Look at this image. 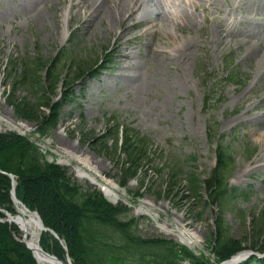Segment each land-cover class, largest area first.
<instances>
[{"label": "rangeland", "instance_id": "obj_1", "mask_svg": "<svg viewBox=\"0 0 264 264\" xmlns=\"http://www.w3.org/2000/svg\"><path fill=\"white\" fill-rule=\"evenodd\" d=\"M178 1L180 18L171 21L140 14L137 0H0V132L29 129L24 135L48 163H60L68 155L84 159L93 174L116 184L119 201L112 202L97 185L79 178L76 162L60 165L81 191L100 192L114 206L130 208L129 217L138 220L143 238L179 242L168 233L178 221L199 236V245L189 249L208 256L217 210L205 204V189L196 199L189 194L185 177L194 171L203 180L214 168L216 145L207 139L211 125L227 141L255 148L251 158L236 155L228 179L230 186L247 192L246 198L230 202L222 215L239 247L257 250L264 246V0ZM61 51L56 68L65 69L59 76L63 81L46 96L51 106L74 85L73 96L58 111L57 126L42 138L37 129L49 107L36 105L43 96L46 69ZM106 52L111 63L96 77L65 78L73 63L93 66ZM236 73L240 82L226 80ZM208 84L213 91L208 92ZM21 101L33 106L27 116L31 119L15 115L13 105ZM110 115L149 140L145 153L137 155L136 176L132 169L123 173L132 164L120 131L116 146L96 140L107 130ZM7 121L24 128H11ZM173 170L179 171L177 177ZM148 201L156 218L137 213ZM15 208L17 215L21 206ZM0 212L6 221V211ZM19 231L14 237L26 247ZM42 232L59 239L52 230ZM41 233L40 249L65 261L67 256L62 260L43 249ZM59 245L66 249L63 241Z\"/></svg>", "mask_w": 264, "mask_h": 264}, {"label": "trees", "instance_id": "obj_2", "mask_svg": "<svg viewBox=\"0 0 264 264\" xmlns=\"http://www.w3.org/2000/svg\"><path fill=\"white\" fill-rule=\"evenodd\" d=\"M87 69L89 67L78 63L67 72L65 78L71 75V81L80 79ZM61 72L62 69L56 68V60L46 69L43 96L35 107L47 106L50 113L41 121L38 128L40 136H46L57 123L60 103L50 106V98L46 95L54 93L63 80L59 77ZM66 98L64 96L63 100ZM32 107L25 101L13 105L18 118L31 119L27 116L32 113ZM123 136L124 151L132 164L123 169V173L127 174L132 169L136 176L139 168L137 155L145 153L146 142L128 129L124 130ZM105 139L101 138L103 142ZM133 140L136 145H133ZM43 158L39 149L26 137L9 131L0 133V209L11 215L16 214L11 197L12 175L16 182L15 198L29 210L36 211L43 225L59 238L55 239L49 232H42L40 244L45 251L62 260L68 256L72 264H180L184 259H188L191 264H212L203 255L196 256L173 240L164 237L143 238L137 232L138 220L129 217V208L112 205L100 192L81 191L79 185L67 175L65 168L48 163ZM228 160L227 152L219 150L218 165L204 181L210 202L216 203L221 209L236 193L234 189L228 190L226 185L231 164ZM127 178L128 175L123 178L122 184ZM187 184L192 193L197 195L199 180L194 172L188 175ZM4 218L5 214L0 212V219ZM215 227L213 252L218 261L238 251L240 242L228 236V228L220 215L216 217ZM253 229L257 232L260 227ZM14 235H20L17 226L0 221V264H37L31 251ZM60 240L66 249L59 245Z\"/></svg>", "mask_w": 264, "mask_h": 264}, {"label": "bare ground", "instance_id": "obj_3", "mask_svg": "<svg viewBox=\"0 0 264 264\" xmlns=\"http://www.w3.org/2000/svg\"><path fill=\"white\" fill-rule=\"evenodd\" d=\"M137 2H139L140 4V14L150 13L151 6H154L158 7L157 10H162L163 12L167 13L170 17L174 16L173 12L170 11V9L168 8L167 3H165V0H137ZM6 123L14 129L16 128L20 130L24 128V125H22L21 123L17 125L13 124L11 121H7ZM13 132H15V130H13ZM73 161L80 165L79 167L75 168V172L77 173L79 178L87 179L92 184L99 186V188L103 191L104 195L112 202L116 203L119 201V196L117 192L118 188L116 184L108 179L96 176L97 174H93L84 159H81L78 156L68 155L64 160H61L60 162L64 165L70 166L71 162ZM137 213L152 218H156L157 216L152 201L143 202L142 206L138 209ZM11 222L16 224L21 230L22 236L25 239L28 247L33 251L38 264H62L56 259H53L51 256L45 255L41 251L38 245V237L39 233H41L42 224L34 213H31L24 208H20L18 214L15 217H12ZM175 226L176 228L174 229H168V233H170L171 235H177L179 240H181L183 243L190 247L199 245V236L195 233V231L188 230L185 227H179L178 221L175 222ZM243 257L244 253H241L238 257L235 258V261L233 262H238Z\"/></svg>", "mask_w": 264, "mask_h": 264}, {"label": "water", "instance_id": "obj_4", "mask_svg": "<svg viewBox=\"0 0 264 264\" xmlns=\"http://www.w3.org/2000/svg\"><path fill=\"white\" fill-rule=\"evenodd\" d=\"M12 195H13V197H14V192H12ZM7 221H10V219L9 220H7ZM41 222V221H40ZM42 230H45V228H42ZM57 237V236H56ZM26 246H27V244H26ZM27 248H29L28 246H27ZM30 249V248H29ZM42 251V250H41ZM45 255H48L47 253H44ZM50 256V255H49ZM53 259H56L54 256H51ZM58 262H60V263H62V264H67V263H70L69 262V259H67V263H65V262H63V261H60V260H58V259H56Z\"/></svg>", "mask_w": 264, "mask_h": 264}]
</instances>
